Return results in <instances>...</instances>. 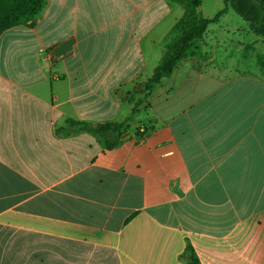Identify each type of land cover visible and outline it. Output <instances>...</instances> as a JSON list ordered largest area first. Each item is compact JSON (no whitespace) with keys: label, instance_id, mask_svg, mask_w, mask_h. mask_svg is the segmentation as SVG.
Returning a JSON list of instances; mask_svg holds the SVG:
<instances>
[{"label":"crops","instance_id":"1","mask_svg":"<svg viewBox=\"0 0 264 264\" xmlns=\"http://www.w3.org/2000/svg\"><path fill=\"white\" fill-rule=\"evenodd\" d=\"M183 15L174 0H43L0 34V264H187L188 244L201 264H264V147L249 129L264 80L216 50L246 28L209 26L205 58L132 113ZM129 117L113 149L66 128Z\"/></svg>","mask_w":264,"mask_h":264},{"label":"trees","instance_id":"2","mask_svg":"<svg viewBox=\"0 0 264 264\" xmlns=\"http://www.w3.org/2000/svg\"><path fill=\"white\" fill-rule=\"evenodd\" d=\"M184 9L183 17L174 25L163 42L164 52L152 75L138 85L130 103L134 104L132 113H139L153 90L163 79L173 75L178 66L188 59H204L202 39L208 27L218 22L229 10L244 19L250 30L264 41V0H224V7L213 17H204L199 9L202 0H174ZM43 6V0H0V34L5 30L32 22ZM264 69V57L259 58ZM131 117L121 123L91 125L85 122L68 120L71 130L85 131L96 135L103 141L106 149L118 146L129 128ZM182 260L187 264H201L193 247L188 244Z\"/></svg>","mask_w":264,"mask_h":264},{"label":"rangeland","instance_id":"3","mask_svg":"<svg viewBox=\"0 0 264 264\" xmlns=\"http://www.w3.org/2000/svg\"><path fill=\"white\" fill-rule=\"evenodd\" d=\"M222 1L223 0H202L203 4H202V7L199 9V11L204 17L211 18L221 10L222 5H223ZM228 12L229 13H226L223 16L224 17L223 19L221 17L222 20L220 19L221 22L219 24H216L217 23L216 22L210 25L209 35L213 34L214 37H216L220 32H222V30L225 27L246 28V30L233 29L234 33L239 32L238 33L239 38H242L244 42H241V46H238V43H235V41L234 43H232L231 46L230 45L227 46L224 42H222L216 48L217 56H218L217 61L224 60L225 56H228L227 59L231 63H240V60H241L243 64L247 65V68H245V71H244L245 76L248 77L249 76L248 74H250L254 76L253 77L254 80H256V77H259L260 79L263 78L264 80V69L259 63V58L264 57L263 39L257 36L256 34H254L250 30L248 23L244 19H242L240 16H238L235 12H233L232 10H229ZM241 32H243V35L240 36ZM244 32L247 33L246 36L244 35ZM254 38H257V39H254ZM242 81L244 80L242 79V80L237 81L236 83H232L231 88L227 89V91L231 94L232 97L235 98L236 101L238 97L241 98V95H244L243 93L245 92V89H246L244 85H241L239 83ZM234 87L236 88V90H233ZM262 96L263 95L261 93L260 98H262ZM230 107H233V104H230ZM239 114L240 113L237 112L236 116L237 115L239 116ZM231 118L232 116H230V120ZM249 118H250L249 129L254 127L255 132H258L259 134V141L262 147H264V111H261L259 113L251 111L249 113ZM256 118H258L257 124L255 122Z\"/></svg>","mask_w":264,"mask_h":264}]
</instances>
